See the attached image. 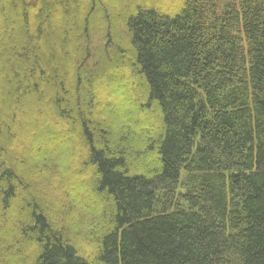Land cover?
Wrapping results in <instances>:
<instances>
[{
    "label": "trees",
    "instance_id": "16d2710c",
    "mask_svg": "<svg viewBox=\"0 0 264 264\" xmlns=\"http://www.w3.org/2000/svg\"><path fill=\"white\" fill-rule=\"evenodd\" d=\"M0 264H264V0H0Z\"/></svg>",
    "mask_w": 264,
    "mask_h": 264
},
{
    "label": "rangeland",
    "instance_id": "374dc122",
    "mask_svg": "<svg viewBox=\"0 0 264 264\" xmlns=\"http://www.w3.org/2000/svg\"><path fill=\"white\" fill-rule=\"evenodd\" d=\"M76 197V196H75ZM75 199V198H74Z\"/></svg>",
    "mask_w": 264,
    "mask_h": 264
}]
</instances>
